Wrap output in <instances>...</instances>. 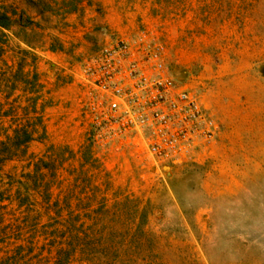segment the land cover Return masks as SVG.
I'll return each instance as SVG.
<instances>
[{
    "label": "rangeland",
    "instance_id": "374dc122",
    "mask_svg": "<svg viewBox=\"0 0 264 264\" xmlns=\"http://www.w3.org/2000/svg\"><path fill=\"white\" fill-rule=\"evenodd\" d=\"M2 13L0 264H264V0H0ZM139 30L219 125L186 164L89 135L82 65Z\"/></svg>",
    "mask_w": 264,
    "mask_h": 264
},
{
    "label": "built area",
    "instance_id": "2783aa9c",
    "mask_svg": "<svg viewBox=\"0 0 264 264\" xmlns=\"http://www.w3.org/2000/svg\"><path fill=\"white\" fill-rule=\"evenodd\" d=\"M168 59L160 38L139 30L84 61L82 109L95 146L134 148L182 165L212 143L219 131L215 116L174 76Z\"/></svg>",
    "mask_w": 264,
    "mask_h": 264
},
{
    "label": "trees",
    "instance_id": "16d2710c",
    "mask_svg": "<svg viewBox=\"0 0 264 264\" xmlns=\"http://www.w3.org/2000/svg\"><path fill=\"white\" fill-rule=\"evenodd\" d=\"M12 23L10 17H8L6 14H0V26L1 27H8ZM17 138H15V146L20 147L26 145L32 138L31 132L27 130H22L21 135H19ZM60 261V260H59ZM57 264H60L59 262Z\"/></svg>",
    "mask_w": 264,
    "mask_h": 264
}]
</instances>
